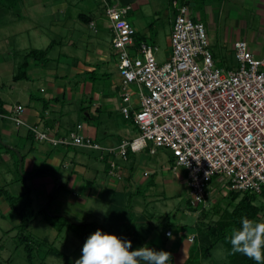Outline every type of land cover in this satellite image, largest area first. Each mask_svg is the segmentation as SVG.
Returning <instances> with one entry per match:
<instances>
[{
	"label": "crops",
	"instance_id": "0c3cea01",
	"mask_svg": "<svg viewBox=\"0 0 264 264\" xmlns=\"http://www.w3.org/2000/svg\"><path fill=\"white\" fill-rule=\"evenodd\" d=\"M29 1L18 2L19 10L25 8L22 15L0 6V32L4 36L0 38V45L6 43L12 50L10 56L0 55V99L5 112L16 104H22L25 107L24 118L27 122L44 128L51 127L58 134H66L81 123L84 135L93 137L107 148L117 147L123 140L134 138L138 132L136 126L120 112L123 102L122 78L118 69L117 53L112 45V22L106 15L108 4H116L118 0L116 3H112L113 0H103V6L101 2L95 0L98 5L93 4L91 7H80L79 0H33L30 3ZM144 1L146 0H139L143 3ZM178 2L181 3L180 0ZM182 2L188 5L194 20L206 25L210 43L213 37L221 50L225 48L228 51V48V52L233 51L234 57L227 59L221 50L218 54L211 43L214 61L218 67L232 69L238 65L234 50V43L238 40H246L252 53L264 59V0H182ZM30 6L37 9V12L42 8L50 9L47 14L50 24L47 26V23L42 22L33 25L27 23V18L31 19L27 10ZM4 10L7 13L12 11L14 17L5 16L6 25L1 26L5 19V17L1 19ZM176 14V9L173 16L169 14L168 38L171 37ZM132 24L136 28L137 37L144 36L147 40L148 35L152 36L149 31L147 36L140 34L138 22ZM149 29L151 30V27ZM21 30L30 34L33 32L36 39L30 41H43L48 45L45 48L49 49L47 59L42 62L29 57L28 78L22 79L27 82L21 85L20 89L17 86L22 80H16L15 76L25 61L28 50L45 49L39 46H31L32 48L22 46L21 39H18ZM48 33L56 35L60 42L52 41L49 44ZM54 42L57 48L53 46ZM153 44L159 49L157 43ZM22 51L23 59L17 63L13 57ZM34 87L39 94L34 92ZM14 88H18L22 98L12 102L8 91ZM136 103L137 98L134 97L131 104ZM79 111L86 118L85 122L79 120ZM73 116L76 117L75 123L72 120ZM7 123V120L0 116V141L6 143L0 145V157L4 155L6 160L13 164L15 175L12 180L22 184L21 189L29 182L36 190L48 191L47 195L56 187L65 189L70 191V196H65L68 202L56 201L75 205V209L91 205L89 196L101 199L107 193H111L109 205L114 194L120 192L123 194V200L119 202L131 204L136 213L149 215L156 227L149 242L154 245H162L165 242V246L175 255L174 258L178 256L177 264L186 259L191 245L189 238L183 243L184 234L171 228L167 229L172 231L170 236L166 234L167 231L159 233L157 229L161 215L157 217L156 211L150 210V207H158L161 204L160 212L163 215H172L174 210L168 206L169 202L172 204L174 199L189 201L187 169L175 164L169 149L158 148L155 153H150L148 149L136 152L129 150L123 161L119 160L121 156L116 153L102 152L101 156L93 153L92 158L86 157L85 149L81 147H54L49 143L37 142L27 129L23 134L20 133L19 127L18 132H11ZM16 152L21 156L19 169L24 174L22 180L17 178V162L14 159L17 158ZM113 162L117 167H112ZM218 183L219 181L215 179L210 184L207 189L208 197L212 193L210 190ZM227 191H224L225 195H228ZM143 197L144 201L140 199ZM3 199L2 207L7 214L18 213ZM182 214H186V211ZM195 214L198 219L199 211ZM176 217L177 214L175 220ZM175 220L171 222H177ZM193 235L195 231H191L188 236ZM183 245L185 246L182 248Z\"/></svg>",
	"mask_w": 264,
	"mask_h": 264
},
{
	"label": "built area",
	"instance_id": "2783aa9c",
	"mask_svg": "<svg viewBox=\"0 0 264 264\" xmlns=\"http://www.w3.org/2000/svg\"><path fill=\"white\" fill-rule=\"evenodd\" d=\"M173 5L172 51L164 62L158 61L154 44H136V28L128 19L131 4L118 1L106 7L122 78L120 112L136 126L134 138L107 148L84 135L81 123L58 134L27 122L22 104L0 116L27 127L35 141L54 147H84L125 159L129 150L169 149L175 164L187 169L192 208L207 205V189L217 178L225 179L228 192L255 193L264 205V59L252 53L246 40H238V65L218 67L206 25L192 18L188 5L177 0ZM134 97L137 103L132 105Z\"/></svg>",
	"mask_w": 264,
	"mask_h": 264
},
{
	"label": "rangeland",
	"instance_id": "374dc122",
	"mask_svg": "<svg viewBox=\"0 0 264 264\" xmlns=\"http://www.w3.org/2000/svg\"><path fill=\"white\" fill-rule=\"evenodd\" d=\"M26 1V0H25ZM29 0H27L28 3ZM33 1V0H30ZM29 1V3H30ZM103 0H97V2H101L103 6ZM97 2L95 0H79V6H92L93 4L96 5ZM116 3L117 0H113L112 3ZM25 3V2H24ZM23 3V4H24ZM98 5V4H97ZM43 6V5H41ZM44 7V6H43ZM25 8H22L19 10V8H16L14 11L18 15H22V10ZM102 9V8H101ZM29 11L28 15H30L31 19L27 18V23L30 25H33L34 23H41L46 24L47 26L50 24V19L48 18L50 9L42 8L39 12H37V9H34L33 6H30L27 8ZM175 10V7L173 5L172 0H146L143 2H139V0H136L134 3H132V10L131 13L128 15V19L131 23L138 22L139 23V31L142 35H148V31L152 35L151 37L148 35L146 42L153 44V42L157 43L159 46L158 51L156 52V56L158 61L164 62L167 60V58L171 55L172 51V42L171 37L168 38L170 33V24H169V14L170 16H173V11ZM199 10V9H197ZM48 12V13H47ZM4 18L5 16L8 18L14 17V14H12V11H9L8 13L3 12ZM6 17L1 24V26H5L6 24ZM49 17H53L52 15H49ZM3 20V19H2ZM18 20V19H17ZM5 24V25H4ZM151 27V30L149 28ZM3 31L5 32L6 29L4 28ZM48 41L49 44L52 41H59L60 38H58L56 35H52L51 33H48ZM109 36V35H105ZM110 37V36H109ZM108 37V38H109ZM0 38H4L3 33L0 32ZM18 39H21L22 46L32 48L33 46L36 47H42L45 48L48 45L45 42H31V39H36L34 36V33L21 30V33H19ZM212 48L216 50L218 54H220V48L218 47V42L213 37L211 38ZM32 44V45H31ZM32 46V47H31ZM55 48H57V45H54ZM0 55H6L10 56V52L12 51L10 47L7 46L6 43H2L0 45ZM28 50V49H27ZM29 49L28 51H30ZM229 51V49L227 48ZM222 54H224L225 58L231 59L234 57L233 51H226L225 48L222 50ZM23 52L16 53L13 57V59L18 61H21L23 59ZM118 58V55H117ZM26 80H22L18 83V88L21 85L26 84ZM8 87V86H7ZM18 88H14L9 92L10 100L13 102L16 99L21 100V93L18 91ZM34 92L39 94L36 90V87H34ZM79 120L81 122H85L86 118L84 117L83 113L81 111L78 112ZM76 117L73 116L72 120L73 122H76ZM7 126L11 128V132H18V128H21V134L25 133V130L28 128L25 126H16V124L12 121L7 119ZM73 124V123H72ZM5 140V139H4ZM2 144H6L5 142L0 141ZM85 149L84 153L87 156H91L93 153L96 154H102V151L100 150H93V149ZM79 148V149H81ZM16 156L20 159L19 153L16 152ZM83 154V153H82ZM16 161V158H14ZM123 157L119 158V160H122ZM21 162L19 163L20 168ZM102 165V164H100ZM13 164L10 161H7L5 156L3 155L0 157V187L6 186L10 191L13 193H21L26 190L27 186L29 185L31 190V197L33 199V207L38 212L41 209H46V211L51 215L54 214L55 211H57L58 215H63L68 219L69 222H96L99 225L103 224L106 220L105 217H107V212L109 209L108 201L111 198V193H107L105 197L101 199H96L91 196H89V199H91L92 204L89 206L84 205L85 207H78V209H75V205H71L69 203H66L65 199L66 197L70 196V191H65V189H59L55 188L52 190L48 195V191L46 190H36L33 187H31V182H29L28 185H23V189H21L22 184H18L16 182H13L12 179H14V172H13ZM26 168V167H25ZM59 171V169H57ZM61 173V171H59ZM63 173V172H62ZM22 174V173H21ZM64 174V173H63ZM24 175V174H22ZM216 180L219 181L218 184L213 186L210 191L212 192L210 196L208 197L207 205L205 206L207 209L212 207L215 203H217L221 209L229 208L231 209L232 204H229V196L224 194V191H227L226 188V182L223 178H217ZM65 183H67L65 181ZM71 188V187H70ZM84 188H82V191ZM228 192V191H227ZM48 196V197H47ZM66 196V197H65ZM3 199V198H2ZM2 199H0V264H28L27 261V254L24 249V245L20 244L18 235L22 232L18 229V227H14L16 225H19L21 219L20 216H18V213L15 212H9L8 214L5 212L4 208L2 207ZM43 199V200H42ZM144 201V197L140 198ZM4 200V199H3ZM56 200H65L66 202L63 203L62 201H56ZM6 201V200H4ZM56 202H59L57 205ZM169 202V207H171V210H174L172 212V215H163L162 212H160L161 204L157 206L150 207L151 211H156L157 217L160 215V219L158 223V232L163 233L166 228V224L168 223L172 230L180 231L184 234L182 237L183 243H186L187 238L190 239L191 236L190 232L195 231L196 227L195 224L197 222L196 217V211L195 209H192L189 207L188 202L186 199H174L172 201V204ZM82 208V209H81ZM184 208V210H183ZM55 210V211H53ZM186 211V214H182ZM139 214V213H137ZM159 214V215H158ZM175 214H177V219L175 220ZM147 215V214H145ZM163 215V216H162ZM149 216V215H147ZM213 218H217V215L212 216ZM171 220H175L177 222L173 223ZM156 222V221H155ZM171 222V223H170ZM68 223V222H67ZM25 235L31 236L33 239H44L47 238L49 242H51L56 248H58L60 251L64 252L66 255L69 256V258L73 259L74 261L78 260L82 256V249L85 244V240H83L80 236V234L73 228L68 227V224L64 226L62 231H58L56 227H54L51 223H49L43 214L39 213V215L31 221L28 226L23 230ZM179 236V234H178ZM181 237V236H179ZM178 238V237H176ZM177 242V241H176ZM192 241H190V244ZM177 245V244H176ZM185 245L182 246V248ZM167 248V247H166ZM168 249V248H167ZM227 248L224 246V244L219 243L216 245V247L212 250L211 256L209 258L203 259L201 262L203 264H222L225 263L227 258ZM173 253V252H172ZM175 256V255H174ZM179 258L178 256L174 259L175 263L177 264ZM65 258L55 255H49L45 261H42L40 258V255L36 256V263L37 264H64Z\"/></svg>",
	"mask_w": 264,
	"mask_h": 264
},
{
	"label": "trees",
	"instance_id": "16d2710c",
	"mask_svg": "<svg viewBox=\"0 0 264 264\" xmlns=\"http://www.w3.org/2000/svg\"><path fill=\"white\" fill-rule=\"evenodd\" d=\"M19 1L20 0H0V6L16 10ZM180 2L183 4L182 0H180ZM141 40L147 41L146 37H137V34H135V42L137 45ZM48 49L49 47L45 49H32L29 51L15 79L22 80L28 78L27 68L29 57L42 62L47 59ZM3 112H5V109L0 99V113ZM31 136L33 135L31 134ZM0 145L3 146L1 143ZM16 162L17 178L22 180L23 175L21 173L23 172L18 167L21 160L17 157ZM228 196L229 204H232L231 209H221L217 203L208 209L202 205L197 208H192L190 201H188L189 207L199 211L200 214L195 224L196 232L188 249V255L181 264H200L202 259L211 256L212 250L219 243L224 244L228 251V260L225 264H256L255 261L250 260L243 254H231V246L227 242L226 237L230 235L233 227L240 226L243 217L260 221V215L264 213V205L262 204L261 198L255 193L232 190L228 192ZM0 197H3L8 205L16 210L20 216L21 221L19 225L14 227H18L22 232L18 235V239L20 244L24 245L28 264H37V255H40L42 261H45L49 255H55L64 257V264H75L73 259L56 248L47 238L33 239L31 236L24 234L23 230L39 215V213H42L45 219L56 227L58 231H62L64 226L68 224V227L75 229L80 234L81 238L87 241L97 230H102L105 234H114L123 240H130L132 242V248L130 250H136L137 248L147 246L156 251H168L171 253V260L168 264H176L174 255L172 251L166 248L165 242H163L162 245H154L149 242L156 228L150 217L145 214H137L133 211L131 204L119 202L123 200V194L120 192L114 194L113 200L109 204L107 217H105L106 220L101 225L96 222H69L63 215H50L46 209H41L37 212L33 207L31 189L28 186L26 190L21 193H13L6 186H1ZM214 215L218 217L215 219L212 217ZM168 228L171 227L167 223L164 233Z\"/></svg>",
	"mask_w": 264,
	"mask_h": 264
},
{
	"label": "clouds",
	"instance_id": "9594fccd",
	"mask_svg": "<svg viewBox=\"0 0 264 264\" xmlns=\"http://www.w3.org/2000/svg\"><path fill=\"white\" fill-rule=\"evenodd\" d=\"M197 163H199L198 159ZM231 254H243L256 264H264V221L243 217L226 237ZM132 242L97 230L85 242L82 256L75 264H168L171 253L147 246L130 250Z\"/></svg>",
	"mask_w": 264,
	"mask_h": 264
},
{
	"label": "water",
	"instance_id": "95a60500",
	"mask_svg": "<svg viewBox=\"0 0 264 264\" xmlns=\"http://www.w3.org/2000/svg\"><path fill=\"white\" fill-rule=\"evenodd\" d=\"M121 4L127 5L132 4L135 0H118ZM21 159V156H20Z\"/></svg>",
	"mask_w": 264,
	"mask_h": 264
}]
</instances>
